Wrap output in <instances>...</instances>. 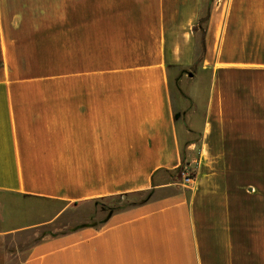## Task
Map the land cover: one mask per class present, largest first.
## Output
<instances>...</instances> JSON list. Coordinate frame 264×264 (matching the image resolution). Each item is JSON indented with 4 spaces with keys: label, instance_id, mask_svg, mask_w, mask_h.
I'll use <instances>...</instances> for the list:
<instances>
[{
    "label": "crops",
    "instance_id": "0c3cea01",
    "mask_svg": "<svg viewBox=\"0 0 264 264\" xmlns=\"http://www.w3.org/2000/svg\"><path fill=\"white\" fill-rule=\"evenodd\" d=\"M256 179L264 0H0V192L97 215L22 264H264Z\"/></svg>",
    "mask_w": 264,
    "mask_h": 264
},
{
    "label": "rangeland",
    "instance_id": "374dc122",
    "mask_svg": "<svg viewBox=\"0 0 264 264\" xmlns=\"http://www.w3.org/2000/svg\"><path fill=\"white\" fill-rule=\"evenodd\" d=\"M171 84L178 97L175 81L172 80ZM194 90L199 94L200 106L205 101L206 82L192 84L186 91ZM184 173L194 178L196 171L192 168L181 169L172 176L174 180L181 176L184 181ZM166 179L170 180V177L166 175ZM256 184H264V179H256ZM149 195L150 192L133 195L129 200L138 202ZM94 206V203L83 208L67 206L65 202L55 199L21 197L0 192V264H22L26 252L33 244L69 232L80 225L90 224L97 217Z\"/></svg>",
    "mask_w": 264,
    "mask_h": 264
},
{
    "label": "built area",
    "instance_id": "2783aa9c",
    "mask_svg": "<svg viewBox=\"0 0 264 264\" xmlns=\"http://www.w3.org/2000/svg\"><path fill=\"white\" fill-rule=\"evenodd\" d=\"M184 181H185L186 183H190V182L193 181V178L190 177L187 173H184Z\"/></svg>",
    "mask_w": 264,
    "mask_h": 264
},
{
    "label": "water",
    "instance_id": "95a60500",
    "mask_svg": "<svg viewBox=\"0 0 264 264\" xmlns=\"http://www.w3.org/2000/svg\"><path fill=\"white\" fill-rule=\"evenodd\" d=\"M187 74L189 75V76H193L194 75V73L192 72V71H187Z\"/></svg>",
    "mask_w": 264,
    "mask_h": 264
}]
</instances>
